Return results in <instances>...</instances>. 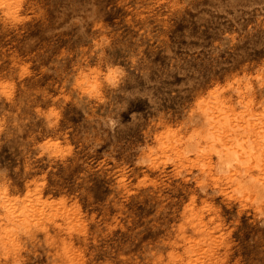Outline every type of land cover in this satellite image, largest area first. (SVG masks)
<instances>
[{"label":"rangeland","instance_id":"374dc122","mask_svg":"<svg viewBox=\"0 0 264 264\" xmlns=\"http://www.w3.org/2000/svg\"><path fill=\"white\" fill-rule=\"evenodd\" d=\"M211 102L264 130V0H0V264H264V204L160 144Z\"/></svg>","mask_w":264,"mask_h":264},{"label":"bare ground","instance_id":"6f19581e","mask_svg":"<svg viewBox=\"0 0 264 264\" xmlns=\"http://www.w3.org/2000/svg\"><path fill=\"white\" fill-rule=\"evenodd\" d=\"M121 74V66L107 64L104 71L97 69L95 74V82L100 83L101 78L109 87H116ZM86 81V77L81 74L78 75L77 83L82 84ZM251 90V84H245L242 88L237 89L239 94L242 90ZM209 94L218 95L219 88H211ZM207 103V102H206ZM213 106V108H212ZM218 106L214 102L209 105L205 103L198 105V111L194 114V118L201 122L205 129L203 133L200 130L189 132L184 138L178 137L174 139L171 146H166L165 140H160V144L177 152L179 160H189L199 162L203 158H208L213 163L217 179L221 177H231L235 179L232 185V192L235 195L250 197L259 207L264 204V184L257 182L248 185L252 177L244 178L254 167L262 166L264 169V130L263 125L259 122L251 123L254 129L253 138L239 133H230L231 129L226 128L228 125V118H226V111L221 114L215 113ZM222 107V106H219ZM233 107V106H232ZM236 107H233V115L236 113ZM108 126L112 127L115 120L106 118ZM206 124V125H205ZM238 126V124H233ZM245 126V125H243ZM250 127V128H251ZM242 128V127H241ZM197 154L196 158H191L192 154ZM4 205L11 208V198L4 199ZM23 218L22 226L26 231L30 229V221ZM193 240H196L195 238ZM189 264H193L192 259H189Z\"/></svg>","mask_w":264,"mask_h":264}]
</instances>
